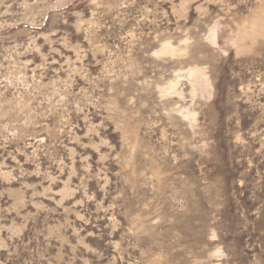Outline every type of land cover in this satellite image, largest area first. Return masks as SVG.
Listing matches in <instances>:
<instances>
[{
	"label": "rangeland",
	"instance_id": "1",
	"mask_svg": "<svg viewBox=\"0 0 264 264\" xmlns=\"http://www.w3.org/2000/svg\"><path fill=\"white\" fill-rule=\"evenodd\" d=\"M0 264H264V0H0Z\"/></svg>",
	"mask_w": 264,
	"mask_h": 264
},
{
	"label": "bare ground",
	"instance_id": "2",
	"mask_svg": "<svg viewBox=\"0 0 264 264\" xmlns=\"http://www.w3.org/2000/svg\"><path fill=\"white\" fill-rule=\"evenodd\" d=\"M238 36H239V35H238ZM189 71H190V70H189ZM196 71H197V70H196ZM196 71H195V72H196ZM191 72H194V70H193V71L191 70ZM189 73H190V72H189ZM196 73H199V72H196ZM199 74H200V73H199ZM193 75H194V74H193ZM201 75H202V74H201ZM197 78H198V77H197ZM200 80H203V81H204V79L202 78V76H201Z\"/></svg>",
	"mask_w": 264,
	"mask_h": 264
}]
</instances>
